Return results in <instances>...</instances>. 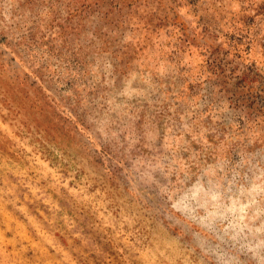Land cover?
I'll return each mask as SVG.
<instances>
[{
	"label": "rangeland",
	"instance_id": "obj_1",
	"mask_svg": "<svg viewBox=\"0 0 264 264\" xmlns=\"http://www.w3.org/2000/svg\"><path fill=\"white\" fill-rule=\"evenodd\" d=\"M0 264H264V0H0Z\"/></svg>",
	"mask_w": 264,
	"mask_h": 264
}]
</instances>
